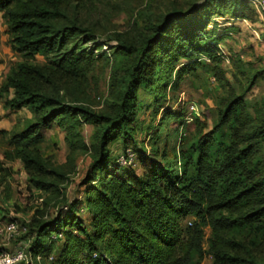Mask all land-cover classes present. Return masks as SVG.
<instances>
[{"label": "trees", "instance_id": "obj_1", "mask_svg": "<svg viewBox=\"0 0 264 264\" xmlns=\"http://www.w3.org/2000/svg\"><path fill=\"white\" fill-rule=\"evenodd\" d=\"M163 5L0 0L13 51L46 60L20 63L1 89L12 91L6 108L33 114L8 135L5 158L21 162L29 184L45 195L44 208L59 200L49 220L34 216L27 225L29 251L41 264H198L206 226L210 264H264V92L248 94L264 67L232 56L227 69L219 50L225 33L213 17L254 19L243 0ZM100 63L111 67L110 81L95 110L81 94ZM209 78L220 90L215 109L207 108L210 127L196 102L198 114L168 98L183 81L206 97ZM139 112L158 116L157 124H144ZM51 123L68 149L60 164L38 147ZM83 124L93 128L89 142ZM116 142L117 155L110 149ZM128 149L135 163L122 166ZM80 154L90 160L69 200L63 184ZM1 171L9 174L2 163Z\"/></svg>", "mask_w": 264, "mask_h": 264}, {"label": "rangeland", "instance_id": "obj_2", "mask_svg": "<svg viewBox=\"0 0 264 264\" xmlns=\"http://www.w3.org/2000/svg\"><path fill=\"white\" fill-rule=\"evenodd\" d=\"M169 0H154V8H164V3ZM188 0H178L179 3H184ZM246 2L249 18L255 19V15L258 16L259 13L254 9L247 0ZM3 12L0 10V131L5 133L2 135L0 133V163L5 169H9V174L4 175V171L0 172L2 179L0 180V222L15 219L20 227L29 225L31 220L35 216L39 219L49 220L51 216L55 215L58 210L59 200H55L49 204L48 207L44 208V198L42 192L33 188L28 182V176L25 173L21 162L18 159H6L5 153L11 151L12 148L8 144V135H10L12 130L18 131L22 130L25 125H27L33 119V114L28 108H21L19 110H11L6 108L4 105L5 99L9 98L12 94L7 95L1 91L4 79L7 74L12 70L17 69L18 65L22 62L27 63H37L43 64L46 62L45 57L41 54H35L33 56H24L20 53L13 51L10 36L8 33V28L2 16ZM214 16L213 20L217 22L220 31L224 28L230 27L235 21H230L229 16ZM264 17V14H263ZM125 19V14H121L119 17L115 16L114 22L119 25L123 23ZM226 21L230 23L227 24ZM237 21V20H236ZM243 22V21H237ZM255 23V22H254ZM120 29H122L120 27ZM239 29H242L239 26ZM259 26L255 24L252 26L251 30L245 31L241 34L229 35V39L224 40L220 44L225 51H239L242 53L243 60L251 61L256 67H264V33L259 30ZM241 32V31H240ZM258 35V36H256ZM258 37V38H257ZM104 50L109 52L107 46L102 47ZM228 63L224 66L228 69ZM110 71L111 67H103L100 63L95 67H91L87 73L86 80L84 83V93L81 94V98L86 100L91 107L95 110H99L105 98L108 95V85L110 81ZM205 87L208 96H204L202 89H195L194 86L188 84L187 82H182L180 88L176 92H170L171 102L181 100L189 104L188 101H194L199 105V109L202 113L208 114L209 119L207 120L209 127L211 126V120H213V114L208 111L209 108L215 109L217 97L220 95L216 88V83L213 78L204 80ZM264 92V79L257 82L251 90L248 92L249 97H254L257 94ZM141 93V92H139ZM254 95V96H253ZM139 99L143 101L142 95H139ZM206 105V106H205ZM208 108V109H207ZM138 119L147 125H156L158 116H148V112H139ZM175 123L171 122L169 125L175 126ZM93 128L91 125L83 124V137L86 142H89ZM42 140L38 142V147L40 148L44 156H51L54 163L60 164L65 161V156L68 151L67 145L64 142V132L61 128L57 127L56 124L51 123L47 128L40 131ZM143 137V135H142ZM110 149L117 155L121 149L118 142L110 144ZM130 149V148H129ZM128 149V150H129ZM131 151V150H130ZM88 154H80L76 161V171L73 174L68 175L69 180L63 185L66 187V197L70 200L74 198L78 193V185L80 176L85 172L89 163ZM133 163L135 159L133 156ZM43 209L42 214H38L37 210ZM189 220L193 221L192 218ZM185 220H183V223ZM188 224V223H187ZM26 233L20 232L16 237L12 238L8 242L0 239V248L3 250L11 251L21 243ZM211 238L210 227H204V237L202 241V257L199 259L198 264H210L211 257L209 254V240ZM46 260V259H44Z\"/></svg>", "mask_w": 264, "mask_h": 264}, {"label": "built area", "instance_id": "obj_3", "mask_svg": "<svg viewBox=\"0 0 264 264\" xmlns=\"http://www.w3.org/2000/svg\"><path fill=\"white\" fill-rule=\"evenodd\" d=\"M250 5L257 10L261 15L264 14V0H248ZM220 54L225 61V63L230 62V58L234 56L232 53L225 51L222 46L219 45ZM189 109L191 113L198 114V107L195 102L189 103ZM133 153L127 150L126 156H120L118 158V163L122 166L129 165L133 163ZM179 164V162H178ZM20 232H27V227H20L19 223L15 219H9L0 222V239L8 242L12 238L16 237ZM61 234L53 236V239L61 237ZM30 239L25 238L21 243L18 244L11 251L0 250V264H41V258L39 255L33 257L29 251ZM49 260L52 259V255L48 257Z\"/></svg>", "mask_w": 264, "mask_h": 264}, {"label": "crops", "instance_id": "obj_4", "mask_svg": "<svg viewBox=\"0 0 264 264\" xmlns=\"http://www.w3.org/2000/svg\"><path fill=\"white\" fill-rule=\"evenodd\" d=\"M229 20L230 21L235 20V21L233 22V24H231L230 27H226L223 29V31H221L222 33H225L224 36L222 37V42H224V40L229 39L230 38L229 35H231L232 32L234 35V33L235 34H241L242 32H245V31H250V32L253 31V30H251V28H252V26H255V24H257V26H259V28H260L259 30L264 33V17L261 14L256 16V18L254 20H251V19L249 20L246 18H230V17H229ZM236 20L237 21H243V22H237ZM226 22H227V24L230 23L229 21H226ZM239 26H241L242 29H239ZM256 36H258V35H256ZM263 39H264V35H263ZM220 43H219V45L222 46ZM230 53H232L235 57H239V58L243 59V55H242V53H239V51L233 50Z\"/></svg>", "mask_w": 264, "mask_h": 264}]
</instances>
